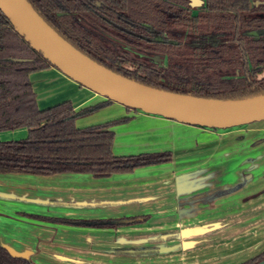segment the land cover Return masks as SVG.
I'll return each mask as SVG.
<instances>
[{
    "label": "crops",
    "instance_id": "obj_1",
    "mask_svg": "<svg viewBox=\"0 0 264 264\" xmlns=\"http://www.w3.org/2000/svg\"><path fill=\"white\" fill-rule=\"evenodd\" d=\"M30 79L41 109L71 100L79 111L108 101L55 66ZM124 117L110 127L115 155L170 151L171 161L102 178L0 173L2 245L34 264H239L264 249V120L211 128L112 101L75 122ZM27 132H0V140ZM148 247L160 252L139 251Z\"/></svg>",
    "mask_w": 264,
    "mask_h": 264
},
{
    "label": "trees",
    "instance_id": "obj_2",
    "mask_svg": "<svg viewBox=\"0 0 264 264\" xmlns=\"http://www.w3.org/2000/svg\"><path fill=\"white\" fill-rule=\"evenodd\" d=\"M29 1L77 49L146 85L213 99L264 94V0H206L196 15L189 0H117L114 6L111 0ZM132 46L166 54L167 65L137 55ZM51 66L0 8V132L28 129L23 138L0 140V173L88 172L102 178L172 159L170 151L115 155L110 127L128 117L76 126L79 116L111 99L79 111L71 100L41 109L30 75ZM261 261L264 251L242 264ZM0 264L34 263L0 244Z\"/></svg>",
    "mask_w": 264,
    "mask_h": 264
},
{
    "label": "water",
    "instance_id": "obj_3",
    "mask_svg": "<svg viewBox=\"0 0 264 264\" xmlns=\"http://www.w3.org/2000/svg\"><path fill=\"white\" fill-rule=\"evenodd\" d=\"M0 8L32 47L64 74L125 106L211 128L264 120V94L242 99H213L149 86L111 70L77 49L41 16L29 0H0ZM9 250L16 256L29 258Z\"/></svg>",
    "mask_w": 264,
    "mask_h": 264
},
{
    "label": "flooded vegetation",
    "instance_id": "obj_4",
    "mask_svg": "<svg viewBox=\"0 0 264 264\" xmlns=\"http://www.w3.org/2000/svg\"><path fill=\"white\" fill-rule=\"evenodd\" d=\"M117 2V0H111L110 2H109V4L110 5H113L114 6V4ZM189 3H190V5H191V13L192 14H194V15H196V14H198L199 13V10L202 8V7H204V6H206V0H189ZM133 48H132V50L137 54V55H142V56H144V57H147V58H149V59H154L156 62H158L160 65H162V66H166L167 65V63H168V59H167V55L166 54H164V53H162V52H160V51H158V52H155V51H153V50H150V49H144V48H142V47H135V46H132ZM161 55H164L163 56V58L161 57ZM127 66V68H130V67H128V66H133V64H128V65H126ZM134 68V66L132 67V69ZM264 72H262L261 74H259V78H261V77H264ZM172 154V153H171ZM171 161V160H170ZM249 176V174L248 175H246V177H248ZM46 218H49V217H44V219H46ZM52 219V218H51ZM51 219H46V220H51ZM54 219H60V218H54ZM64 219V218H63ZM65 220H68V219H65ZM52 221H55V220H52ZM68 221H71V220H68ZM56 222H58V221H56ZM71 222H81V221H74V220H72ZM62 223H64V222H62ZM141 253H143V254H154V253H159L160 252V248H158V247H148V248H144V249H142V250H139ZM264 251V249L261 251V252H259L258 254H256V255H254L253 257H250V258H248V259H246V260H244V261H242V262H240L239 264H242V263H244V262H246L247 260H249V259H251V258H254L255 256H257V255H259L260 253H262ZM140 252H138V253H140Z\"/></svg>",
    "mask_w": 264,
    "mask_h": 264
},
{
    "label": "rangeland",
    "instance_id": "obj_5",
    "mask_svg": "<svg viewBox=\"0 0 264 264\" xmlns=\"http://www.w3.org/2000/svg\"><path fill=\"white\" fill-rule=\"evenodd\" d=\"M128 67H130L131 69H132V67L133 66H128ZM264 75V74H263ZM80 84V83H79ZM81 85V84H80ZM84 86V85H83ZM107 99H109L108 97H107ZM114 101V100H113ZM128 107V106H127ZM130 109H135V108H132V107H129ZM136 110H139V109H136ZM95 112V111H94ZM93 113V112H92ZM253 123V122H252ZM25 137V136H24ZM21 138H23V137H21ZM8 139H19V138H15V137H9Z\"/></svg>",
    "mask_w": 264,
    "mask_h": 264
}]
</instances>
